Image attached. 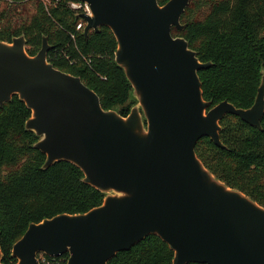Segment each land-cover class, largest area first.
<instances>
[{
  "label": "water",
  "instance_id": "water-1",
  "mask_svg": "<svg viewBox=\"0 0 264 264\" xmlns=\"http://www.w3.org/2000/svg\"><path fill=\"white\" fill-rule=\"evenodd\" d=\"M75 1L90 10L79 15L84 37L101 27L112 33L114 62L136 104L125 117L103 110L79 77L47 61V37L34 56L23 35L0 41V108L17 96L30 111L24 127L38 138L42 169L70 163L104 194L86 213L30 223L12 245L15 264L65 254L66 264H108L148 236L168 246L172 264H264V207L217 179L195 154L202 138L224 148L219 123L226 115L261 130L264 71L250 108L227 101L211 107L198 76L211 63L171 34L184 29L190 0Z\"/></svg>",
  "mask_w": 264,
  "mask_h": 264
},
{
  "label": "trees",
  "instance_id": "trees-1",
  "mask_svg": "<svg viewBox=\"0 0 264 264\" xmlns=\"http://www.w3.org/2000/svg\"><path fill=\"white\" fill-rule=\"evenodd\" d=\"M73 0H0V41L23 35L28 55L34 56L47 37L52 49L47 61L79 77L94 91L103 110L125 117L136 104L123 70L114 62L117 47L105 27L87 37L75 27L79 18L68 8ZM159 5L168 0H157ZM181 24L171 29L183 37L209 68L198 72L203 99L211 107L227 101L248 109L255 100L264 71V0H190ZM133 100L135 104H133ZM30 111L17 96L0 108V248L2 264H15L12 245L30 223L59 214H83L101 205L104 194L82 182L74 165L57 162L42 169L45 156L33 148L38 138L25 130ZM216 147L200 139L195 154L203 166L228 187L264 207V116L261 130L237 116L220 121ZM68 256L49 259L66 264ZM173 252L156 236H148L108 264H172Z\"/></svg>",
  "mask_w": 264,
  "mask_h": 264
},
{
  "label": "built area",
  "instance_id": "built-area-1",
  "mask_svg": "<svg viewBox=\"0 0 264 264\" xmlns=\"http://www.w3.org/2000/svg\"><path fill=\"white\" fill-rule=\"evenodd\" d=\"M67 6H68L69 10L72 11L79 18V22L77 23V25L75 27L76 31L77 32L83 31L84 26H85V22L83 21V19H81L79 17V15H87V16L90 15V10H89L88 5L84 2L73 0V1L69 2ZM47 258H49V257H46L44 255H38L37 256L38 263L39 264H49V262L47 261ZM49 259L53 260L56 258H49Z\"/></svg>",
  "mask_w": 264,
  "mask_h": 264
},
{
  "label": "rangeland",
  "instance_id": "rangeland-1",
  "mask_svg": "<svg viewBox=\"0 0 264 264\" xmlns=\"http://www.w3.org/2000/svg\"><path fill=\"white\" fill-rule=\"evenodd\" d=\"M130 101L132 102L133 100L130 99ZM133 104H135V102L133 101Z\"/></svg>",
  "mask_w": 264,
  "mask_h": 264
}]
</instances>
